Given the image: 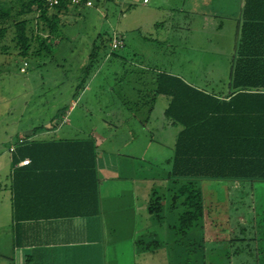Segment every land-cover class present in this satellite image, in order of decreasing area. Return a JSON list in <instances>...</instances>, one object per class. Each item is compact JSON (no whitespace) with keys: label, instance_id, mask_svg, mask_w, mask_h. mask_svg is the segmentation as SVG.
<instances>
[{"label":"rangeland","instance_id":"374dc122","mask_svg":"<svg viewBox=\"0 0 264 264\" xmlns=\"http://www.w3.org/2000/svg\"><path fill=\"white\" fill-rule=\"evenodd\" d=\"M28 1L0 0V6L11 9L14 17L0 24L7 31L0 40V264L16 262L7 226L10 210L6 152L18 142L17 136L25 137L34 129L45 131L53 122L60 128L55 138L64 134L85 138L92 129L126 118L121 129L112 131L104 148L122 155L132 151L137 155L135 162L127 160L132 168L142 166L150 176L162 173L156 168L161 166H151V159L161 162L167 157V145L160 144L172 129L163 130L164 123L160 122L163 99L154 105L149 123L142 121L148 133L139 126V119L148 114L149 90L154 86L156 73L171 72L209 93L226 92L236 29L230 21L234 12L231 0H93L90 7L70 9L61 16L51 42L52 52L37 55L36 36L46 39L49 32L38 21V13L15 16ZM214 15L221 16V21ZM21 20L27 22V34L32 36L31 50L25 58L18 55L13 28ZM114 36L122 41V46L112 51L109 38ZM86 69L90 75L77 92ZM64 109V115H58ZM131 115L133 118L128 120ZM178 128L176 125L173 129ZM253 183L257 188L259 182ZM202 184L204 210H209L208 185ZM241 185H248L242 192L244 202L263 196L261 204L257 200L256 205H250L252 209L256 206L257 219L233 229L244 230L234 236L242 239L248 238L251 230H264V183L259 184L262 192L251 195V184ZM217 197L223 201L222 190ZM172 218L176 221L175 215ZM205 222L209 223L207 215ZM192 232L188 233L187 242L191 239L201 248L198 233ZM239 243L244 241H237L231 250L228 247L229 255ZM208 251L202 250V256H208ZM191 263L206 264V259L195 261L194 257Z\"/></svg>","mask_w":264,"mask_h":264},{"label":"crops","instance_id":"0c3cea01","mask_svg":"<svg viewBox=\"0 0 264 264\" xmlns=\"http://www.w3.org/2000/svg\"><path fill=\"white\" fill-rule=\"evenodd\" d=\"M231 4L234 7V12L230 21L236 28L235 32L233 31L234 39L232 40L233 57L236 49V31L241 21L244 0H231ZM214 16L221 21V16ZM154 89L155 84L149 90L148 114L146 117H141V121L139 119V126L142 131L147 132L142 121L149 123L154 105L163 99L160 122L164 123V125L161 124L163 130L172 129L170 134L169 131L168 135L166 134V141L160 144L163 147L165 144L167 145L168 150L165 155L167 157L161 162L158 158L151 159L155 164H151V166H161L162 168H156L162 173L157 171V174L150 176L149 170L145 168L143 170L142 166L136 165L132 168V165L127 162L128 160L133 163L137 159L136 153L134 154L132 151L122 155L104 148V145L112 137V131L116 128L121 129L127 121L126 118L118 119L115 123L110 122L108 127L92 129L85 138L67 137L65 134L55 138L60 133V128H57L52 122V126L47 127L45 131L36 133L30 131L25 133V136H30L31 141L46 142L93 139L95 143V174L93 176L92 173L79 169L75 171L74 166L82 161L77 151L71 152L63 148L49 149L46 156L40 155L35 158L31 165L36 170L31 174H25L17 186L19 195L21 194L20 196L30 203L28 207L26 206L29 212H23V216L37 217L38 219L15 223L13 219L14 181L12 178L14 167L9 159V154L14 151L15 143L10 146L6 152L8 155L7 166H9L7 179L9 181L10 210L7 226L10 230L13 251L16 252L13 259L16 262L13 264H177L179 251L175 249L176 241L170 231L175 225L172 218L174 214H169L165 210L163 213L166 214V220L161 224L155 223L148 213V205L155 194L163 198V205L166 204L170 186L169 162L173 157L176 139L182 128L178 125L180 128L174 130L173 128L177 124L172 123L165 116V110L170 102L169 98L157 96L154 100L151 99ZM130 118L133 116L128 117V120ZM110 128L112 130L109 131ZM104 130L106 131L104 132ZM151 135L150 133L148 141L150 145L153 141ZM22 137L23 135L16 138L20 140ZM132 138L134 139V137ZM86 159L90 163V159ZM18 160L16 167L18 169H24L30 165V163L26 166L22 165L24 161H30L28 157L24 159L19 157ZM95 179L98 208L96 214L65 215L64 211L73 207L63 203L73 197L81 199L80 208L82 210L89 209L90 205L85 202L84 198L86 193L91 192L94 188ZM202 183L208 185L209 205L206 209L209 208V210H204L203 228L195 230L199 235L201 248H198L195 242L192 243L191 239L189 242L194 244L197 250L196 256L198 257L195 261L204 258L206 264H264V230H251L248 238L242 239L234 236L241 231L243 233L244 230H233L237 226L241 228L252 224L248 221L249 219L252 221L257 219L256 206H253L252 209L250 205L251 203L256 205L254 202L257 200L261 204L263 196L260 199L251 197V200L248 199L244 202L245 198L242 196V192L248 185H241V183L246 182L205 181L200 182V188L204 185ZM248 183L251 184L248 190L250 195L263 191L262 185L258 184L257 188H254L253 182ZM238 188L240 191H235ZM221 190L223 201L219 202L217 192H221ZM202 195L204 202L205 194L202 193ZM220 203L222 207H220ZM227 213H230L231 216L228 217ZM206 215L209 223L205 222ZM235 215H238L239 218L234 217ZM239 219H242L241 222ZM229 227L232 228L229 229ZM222 231L224 237H222ZM158 236H161L163 240H160ZM237 241H244V243H239V246L234 247L233 253L229 255L228 247L230 246L231 250ZM206 244L210 247L207 248ZM238 249L240 254H238ZM202 250L205 252L209 250V255L202 256ZM206 257L209 258V263Z\"/></svg>","mask_w":264,"mask_h":264},{"label":"trees","instance_id":"16d2710c","mask_svg":"<svg viewBox=\"0 0 264 264\" xmlns=\"http://www.w3.org/2000/svg\"><path fill=\"white\" fill-rule=\"evenodd\" d=\"M83 7L85 6L71 7L66 4L50 7L44 0H29L15 16L38 13V21L49 32L46 39L38 36L35 38L38 44L36 54L40 55L43 52H52L51 42L58 32L60 17L70 9ZM12 18L14 19L12 10L0 6V24ZM13 28L18 55L25 58L31 50L32 41V36L27 34V22L17 21ZM6 32V28L0 27V40L5 37ZM109 41L111 42L110 38ZM235 47L226 92L209 93L200 90L182 77L167 72H157L154 78L155 89L151 99L154 100L157 96L169 98L165 116L182 129L169 162L170 186L166 204L163 205V198L155 194L148 205V213L159 224L166 220V214L163 213L165 210L176 216L175 225L170 231L176 241L175 249L179 251L177 264H182L183 259L184 264H192L193 258L196 259L197 250L194 244L187 242V235L203 228L204 202L200 182H264V0H244ZM89 75L86 69L77 92ZM65 112L64 109L58 115L63 116ZM41 130L34 129L32 133ZM29 138L30 136H25L18 140L14 151L9 154L14 167L12 178L15 223L38 219L23 216V212H29L26 206L30 203L19 195L17 186L25 174L36 170L31 165L35 158L46 156L49 149L77 151L82 161L74 166L75 171L79 169L90 172L93 176L95 174L93 139L46 142L31 141ZM19 157L30 158V165L24 169L16 168ZM86 158L90 159V163ZM84 200L90 205L89 209L82 210V201L76 197L64 201L63 204L73 207L65 210L64 214H96V179L94 188L86 193Z\"/></svg>","mask_w":264,"mask_h":264},{"label":"built area","instance_id":"2783aa9c","mask_svg":"<svg viewBox=\"0 0 264 264\" xmlns=\"http://www.w3.org/2000/svg\"><path fill=\"white\" fill-rule=\"evenodd\" d=\"M93 0H44L45 4H47L50 7L58 6L60 4H66L71 7H90ZM120 46H122V41L118 37H113L111 39V50H117ZM29 161H24L22 165L26 166L28 165Z\"/></svg>","mask_w":264,"mask_h":264}]
</instances>
